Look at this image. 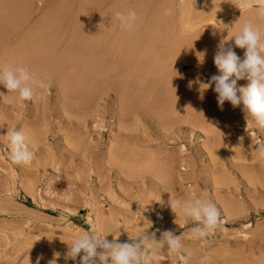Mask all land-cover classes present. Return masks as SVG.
<instances>
[{"label":"rangeland","instance_id":"rangeland-1","mask_svg":"<svg viewBox=\"0 0 264 264\" xmlns=\"http://www.w3.org/2000/svg\"><path fill=\"white\" fill-rule=\"evenodd\" d=\"M116 1L0 0V68L25 66L40 80L32 64L26 67V58L22 59L26 53L42 48L38 39L45 33L70 32L68 29L94 33ZM191 1L172 0V13L166 14L170 27L174 25L169 42L174 40L173 47L179 52L169 70L192 87L201 86L204 96L200 98L202 109L196 111L200 115L194 118L200 122L193 128L172 127L169 121L174 118L165 104V108L163 103L155 107L144 97L125 99L120 87L100 103L97 98L103 87L97 90V84L77 91L68 84L59 93L52 86L35 87L32 99L25 101L18 91H8L0 84V264H36L39 256H43L40 264H78L79 257L72 261L66 253L73 239L84 231L119 242L155 232L156 238L149 241L153 254L150 264H181L176 253H168L156 243L165 230L180 236L182 251L191 253L189 264H201L205 255L209 256L207 264H264V159L254 151L257 142L264 141V127L242 110L243 105L233 108L225 101L221 110L214 85L207 89L202 85L219 74L213 58L218 45L226 42L217 32L234 26L241 15L256 9L240 10L233 5L237 0ZM213 2H221V6ZM229 2L233 11L222 16L223 6H230ZM203 7L205 16L197 11ZM207 16L212 18L206 20ZM256 20L252 24L264 32V19ZM108 23L104 20L103 24L108 27ZM122 31L120 22L116 23L113 34L121 35ZM232 40L229 44L238 56L242 52L243 58L245 49L235 47ZM247 83L238 80L237 87ZM97 102L101 105L98 108ZM69 107L75 109L74 113ZM141 108L151 110L149 114L161 113L157 114L161 123L151 115L147 117V110L144 114ZM113 110H122L127 123L120 125L121 118L114 119ZM114 120L117 123L113 125ZM12 130L22 131L34 151L29 164L17 165L10 160L7 132ZM121 130L140 144H117ZM117 148L123 156L116 152L120 160L115 162L112 152ZM170 158L177 165L170 168L171 172L162 170L168 167ZM177 198L181 202L210 199L220 210V226L208 237L207 244L192 237L190 229L195 222L190 217L180 208H170L168 201Z\"/></svg>","mask_w":264,"mask_h":264},{"label":"bare ground","instance_id":"bare-ground-1","mask_svg":"<svg viewBox=\"0 0 264 264\" xmlns=\"http://www.w3.org/2000/svg\"><path fill=\"white\" fill-rule=\"evenodd\" d=\"M192 1H194V0H192ZM200 2H201V0H200ZM208 2H209V0H208ZM231 2H229L230 6H228V5H227V7L223 6L225 8H224L223 14L221 13L222 16H224V15L226 16V14H228L233 9V8L231 9V7H232ZM187 3H188V0H187ZM192 3H194V2H192ZM220 3H214L213 2V4H217L218 6ZM170 4L171 5L173 4L172 0H117L116 3L111 8V10L109 11V14H106L109 16L103 18V21L96 26L94 33L79 34L77 32V29H76V31L75 30L72 31L73 29H68V30L66 29L67 31L70 30V32H65L64 34L63 33L58 34V32L57 33H53V32L45 33L44 35H42L38 39V43L41 45L42 48L39 50L37 49V51H34V52L31 51L28 54L26 53L22 59L26 58V60H25L27 62L26 67L29 63L32 64V66L34 67L33 69L36 70L33 72L38 73V75H37L38 79L40 78V80H43L50 87L51 86L55 87L57 90V93H59V91L61 90L60 88L63 87V89H64L65 86L68 87V84H70L69 87H73V90H75V91H77V89L82 87V86H86V85L89 86L90 85L89 87H92V85L96 86V84H97L98 85V86H96L97 88L99 86L101 88L103 87L102 88L103 92L100 94V92L98 91L100 96H98V95L97 96L100 97V99L97 98L96 95H95L96 97H94V98H97L98 101L99 100L107 101L108 99L105 98L104 96L108 95L107 97H109V94H111L113 91L116 92V89L119 90V88H117V87H120L122 90L121 93L123 94V98H125V99L132 98V100H134L133 99V97H134L137 100V97L138 98L144 97V98H147V101H146L147 103H148V100L151 99V101H153L155 107H157V105H159L160 103H163V105L161 104L162 107L165 104L167 111L169 112V114H172L173 117L172 116L171 117L174 118L172 122L169 121V123H171V124L173 123L172 127H176L178 130H180L179 128H182V127L193 128L194 127L193 125H195V122H196V119H194V118L198 117L199 113H197V112L199 111V109H202L201 106L203 103L201 102V99L204 96L201 97V94L203 95L202 90L200 89L201 86L200 87L198 86V89L195 86L192 87L190 82L185 81V80L183 81L182 80L183 78L181 80L179 78L177 79L176 75L173 76L174 74L172 75L171 74L172 71L169 70L170 68H172V66H171L172 60L175 59L176 55L179 53V52L177 53L176 48L173 47L174 45H176V43L174 44V42H173L174 40L172 42H169V40H171L169 38L170 29L174 28L173 27L174 25L171 28L169 25L170 23L168 24V22H170V17L166 14V11H168V13L172 11V10L170 11V9H172L170 7L171 6ZM198 4L195 3V5H198ZM204 4H207V3H204ZM191 5H193V4H191ZM195 5H193V6H195ZM233 5H234V3H233ZM220 6H221V4H220ZM195 7H197V6H195ZM204 8L205 7H203V10H197V11H199V12L203 11L202 13H204ZM207 8H206V10H207ZM194 9H196V8H194ZM130 10H134L137 13V17H138L137 20L135 21L134 27L132 29H123L121 35H118V36L114 35L113 34L114 26L116 23L120 22L116 18L115 13L116 12H128ZM188 10H189V8H188ZM188 10L186 9L187 13H188ZM217 10H219V9H217ZM192 12H193V9H192ZM255 12H248V13L241 15L236 24L233 22V24H235L234 26L229 25L222 32L221 31L217 32V33H220L219 35L221 38H219V39H222L223 41L226 42L225 45H228L229 42L233 41L232 38L234 36L231 37V35L232 34L233 35L238 34L245 23H254L255 21H257L256 19L259 17L256 18L257 13L255 14ZM209 13H211V12H209ZM194 14H195V12H194ZM217 14H215V15H217ZM202 15L205 16V13ZM219 15H220V13H219ZM208 17L209 16L205 17L206 20L210 18V17L209 18ZM145 18H147V21L144 22L143 19H145ZM220 18H222V17H220ZM104 20L105 21L107 20V22H109L108 27H107V25L103 24ZM198 22H199V19H198ZM147 30H149V31H147ZM146 31L149 34L147 36H145L146 38H144V34L147 33ZM75 32H77V34ZM171 34H172V31H171ZM215 35H217V34H214V36ZM219 35H218V37H219ZM34 36H35V34H34ZM197 36H196V40H197ZM207 36H209V35H207ZM170 37H172V36H170ZM174 38H176V37H174ZM192 38H191V40H192ZM199 38H201V37H199ZM216 38H217V36H216ZM187 39H189V38H187ZM202 39H204V38H202ZM219 39H217V40H219ZM198 41H200V40H198ZM198 41H196V42H198ZM181 42H182V39H181ZM191 42H189V43H191ZM207 42L209 43V41H207ZM194 43H195V41H194ZM180 44H177V45H180ZM184 44H187V42L186 43L184 42ZM184 44L182 43V45H184ZM199 44H200V42H199ZM195 45H196V43H195ZM229 45H231V44H229ZM200 46H202V45L200 44ZM185 50H186V48H185ZM20 54H22V53H20ZM242 54L243 53L241 52V58H242ZM178 56H179V54H178ZM25 61H24V64L26 63ZM20 63L22 64V62H20ZM29 66L32 68L31 65H29ZM30 67L28 69H30V71H32V69ZM185 70H186V68H185ZM35 75H36V73H35ZM182 76H183V74H182ZM117 78L119 81H116ZM123 83L125 84L124 88L126 87L125 91L122 88L124 85ZM130 83H132V84H130ZM121 84H123V85L120 86ZM100 87L97 90H100ZM102 90H100V91H102ZM95 92H97V91H95ZM81 95H83V94H81ZM131 95H132V97H130ZM77 96H79V95H77ZM85 96L87 98V94ZM91 97H93V95ZM80 98H82V96ZM101 101H99V102L101 103ZM123 101H124V99H123ZM204 101H205V99H204ZM149 102H150V100H149ZM99 105L100 104L98 103L97 108ZM204 105H206V104H204ZM146 106H147V104H146ZM102 107H104L103 104H102ZM122 107L123 106H121V108ZM109 108L110 107H108L107 109H109ZM163 108H165V107H163ZM100 109H101V107H100ZM123 109L125 110V107ZM166 109H165V111H166ZM69 110L71 112H73L75 109H73L72 107H69ZM115 110H113V112L111 113V114H114L113 118L118 119L120 117L121 120L120 119H119L120 121L118 120L120 125L123 122H126V120H125L126 118H124L120 113L122 110H120V112H119V110L118 111H115ZM140 110H142V108ZM146 110H147V108L144 111L142 110V112L144 113ZM204 110H205V108H204ZM77 111L79 112V109ZM148 111L151 112V110H147V113H148ZM108 112H110V111H108ZM128 112H130V111H128ZM168 112H166V113H168ZM98 113L100 114L99 116H101V113L100 112H98ZM126 113L123 115L125 116ZM154 113H155V111H154ZM132 114H130L129 116H131ZM157 114L158 113H155V114H153V113L149 114L148 113L147 117L152 116L151 117L152 120H154V121L156 120L155 122L161 123L160 122L161 120L158 119ZM160 114H158V116ZM120 115L123 117V119ZM144 116L145 115H143V117ZM163 117H165V116L163 115ZM201 117H203V116H201ZM77 118H79V117L77 116ZM160 118H162V117H160ZM127 119H129V118H127ZM197 122H200V121L198 120ZM197 122H196V124H198ZM115 123H117V120L113 121V125ZM79 124H81V123H79ZM163 126H165V125H163ZM85 127H87V126H85ZM168 127H170V126H168ZM120 129H121V127H120ZM124 131H126V129ZM117 139L120 140V143H118ZM133 139L134 138L131 136V134L123 133V131H122V133H120L119 135L116 136L117 144L121 145V143H125V144L131 145V147L133 146L132 144H134V143L140 144V141L138 142V141H135V139L134 140ZM142 143H144V142H142ZM148 143H150V142L148 141ZM123 150H121V153ZM117 151H120V149L118 150V148H117L115 152H112L113 153L112 159L115 162L120 160V158H118L120 155V152H117ZM116 152L119 153V155ZM121 156H123V154L120 155V157ZM130 156H132L131 153H130ZM124 157H125V155H124ZM122 160L123 159H121V162H122ZM123 163L125 165V160ZM123 163H122V166H123ZM126 163L128 164V162H126ZM167 165H168V167H164V169H162V170L166 171L170 168L174 169L175 166L177 165V162L174 158H170L167 161ZM128 168H126V169H128ZM165 168H167V169L165 170ZM122 169H123V167H122ZM171 169H170V172L172 171ZM156 171H157V168H156ZM157 173H159V172H157ZM162 174H161V176H163Z\"/></svg>","mask_w":264,"mask_h":264},{"label":"clouds","instance_id":"clouds-1","mask_svg":"<svg viewBox=\"0 0 264 264\" xmlns=\"http://www.w3.org/2000/svg\"><path fill=\"white\" fill-rule=\"evenodd\" d=\"M234 5L240 10L255 7L258 17L264 19V0H237ZM115 15L122 29H132L138 18L134 10L116 12ZM233 38L235 47L245 49L243 58L237 55L233 46H225L221 42L213 58L219 74L212 75L202 85L206 86L204 89L214 85L213 91L217 93L216 99L221 110L225 101L230 102L233 108L243 105L242 110L250 114L259 126L264 127V32L257 25L245 23ZM197 79L199 80V76ZM242 79L248 81L247 85L237 87V81ZM0 84L8 91H18L22 101L32 99L35 87L49 86L43 80H37L25 67L0 68ZM7 135L10 160L17 165L29 164L35 153L29 149L23 132L12 130ZM254 151L264 159V141L257 142ZM168 204L172 210L180 208L185 216L195 222L190 229L191 235L203 240L205 244L220 226V210L210 199L196 198L181 202L177 198L169 200ZM155 238L156 233L152 232L144 233L131 242H119L117 239L108 240L106 235L84 231L73 239L66 258L77 261L79 257L78 264H150L153 254L149 251V241ZM156 243L166 252L176 253L181 264H189L191 253L185 254L182 251L181 238L172 230L163 231ZM41 259L43 256L37 258L36 264H40ZM208 260V255L203 256L201 264H207Z\"/></svg>","mask_w":264,"mask_h":264}]
</instances>
